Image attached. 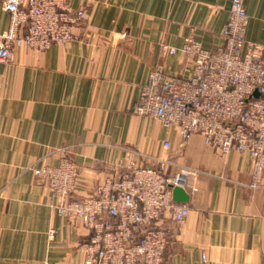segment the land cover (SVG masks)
<instances>
[{
    "label": "crops",
    "instance_id": "crops-1",
    "mask_svg": "<svg viewBox=\"0 0 264 264\" xmlns=\"http://www.w3.org/2000/svg\"><path fill=\"white\" fill-rule=\"evenodd\" d=\"M67 1L86 13L74 29L79 39L42 51L20 46L0 62V264H82L78 246L89 229L56 213L31 166L70 158L78 166L76 194L86 196L121 175L128 150L148 164L164 140L175 164L167 172L178 164L202 170L184 185L185 222L161 215L167 264H264V170L251 188L247 154L221 155L198 134L183 139L178 129L134 112L154 65L190 72L189 57L160 44L179 49L188 36L207 49L220 44L229 0ZM1 2L0 35L9 23ZM243 4L245 38L264 45V0Z\"/></svg>",
    "mask_w": 264,
    "mask_h": 264
},
{
    "label": "built area",
    "instance_id": "built-area-1",
    "mask_svg": "<svg viewBox=\"0 0 264 264\" xmlns=\"http://www.w3.org/2000/svg\"><path fill=\"white\" fill-rule=\"evenodd\" d=\"M1 5L9 23L0 35V62L10 61L20 46L42 51L79 39L74 29L86 20L85 10L72 9L67 0H2ZM248 19L243 0H229L220 44L207 49L191 36L179 49L161 43L163 51L189 57L190 72L172 74L154 65L134 112L178 129L183 139L198 134L221 155L247 154L254 188L264 170V45L245 38ZM169 148L164 140L158 156L146 157L148 164L132 159L136 151L128 150L121 175L96 183L86 196L76 194L78 166L70 158L30 167L44 181L56 213L89 229V238L78 246L82 264H167L169 239L161 215L169 211L174 223L185 222L189 205L175 202L172 188L202 172L184 164L167 172L175 165Z\"/></svg>",
    "mask_w": 264,
    "mask_h": 264
},
{
    "label": "water",
    "instance_id": "water-1",
    "mask_svg": "<svg viewBox=\"0 0 264 264\" xmlns=\"http://www.w3.org/2000/svg\"><path fill=\"white\" fill-rule=\"evenodd\" d=\"M257 93L254 92V95ZM172 199L175 202H187L189 200V194L186 189L182 186H174L172 188Z\"/></svg>",
    "mask_w": 264,
    "mask_h": 264
}]
</instances>
